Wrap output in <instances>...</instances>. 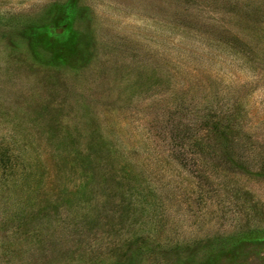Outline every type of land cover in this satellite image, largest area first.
Masks as SVG:
<instances>
[{
    "label": "rangeland",
    "instance_id": "374dc122",
    "mask_svg": "<svg viewBox=\"0 0 264 264\" xmlns=\"http://www.w3.org/2000/svg\"><path fill=\"white\" fill-rule=\"evenodd\" d=\"M0 264H264V0H0Z\"/></svg>",
    "mask_w": 264,
    "mask_h": 264
}]
</instances>
